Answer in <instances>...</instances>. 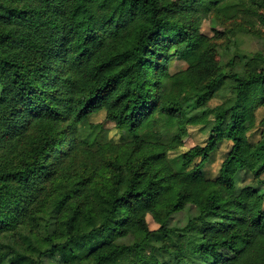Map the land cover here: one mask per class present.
<instances>
[{"label": "trees", "instance_id": "1", "mask_svg": "<svg viewBox=\"0 0 264 264\" xmlns=\"http://www.w3.org/2000/svg\"><path fill=\"white\" fill-rule=\"evenodd\" d=\"M226 23L264 47V0H0V264H264V67L224 73Z\"/></svg>", "mask_w": 264, "mask_h": 264}, {"label": "rangeland", "instance_id": "2", "mask_svg": "<svg viewBox=\"0 0 264 264\" xmlns=\"http://www.w3.org/2000/svg\"><path fill=\"white\" fill-rule=\"evenodd\" d=\"M210 22L207 20L202 25V33L206 35H211V31L209 29ZM225 29L233 30L228 34V40L223 41V48L219 52V60L223 67V71L227 76L238 75L244 77V74L251 73L253 71L260 70L264 67V64L259 58V56H264V47L254 37L249 34L244 33L240 29H236L235 24L233 23H226ZM259 55V56H257ZM184 68V64L180 61H174L172 65V71H177L179 69ZM222 102V96H218L214 100L209 103V106H217ZM264 118V107H261L257 110L255 115L256 124ZM88 124H101L103 129L106 131L107 137L110 140H114L117 138V132L114 128V125L109 122H105L104 113L100 112L94 116H92ZM88 124H85L81 129L84 133H87ZM259 128V127H258ZM250 132L248 134V139L250 142L254 143L259 138V130ZM207 139L206 133H201L199 128H191L189 129L188 135L183 139V147L182 150L189 149L196 145L203 144ZM230 143H222L219 149L212 154L210 163L205 164L203 171L206 173L207 176L215 177L221 162L223 161L225 153L229 150ZM241 182L238 184L239 186L242 185H251L256 188L255 180L252 176L243 175ZM264 192V188L262 189ZM197 215V210L194 207L188 206L182 212L173 216L170 225L172 227H181L186 224V222ZM148 227L151 231H155L158 227L157 225L151 220L148 216L147 219ZM120 244H130L131 240H119ZM45 264H57L56 260L45 261Z\"/></svg>", "mask_w": 264, "mask_h": 264}]
</instances>
